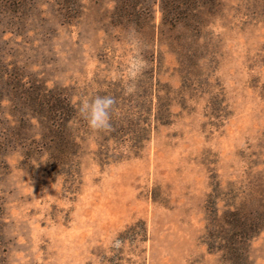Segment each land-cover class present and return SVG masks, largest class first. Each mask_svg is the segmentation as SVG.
Returning a JSON list of instances; mask_svg holds the SVG:
<instances>
[{"label":"rangeland","instance_id":"rangeland-1","mask_svg":"<svg viewBox=\"0 0 264 264\" xmlns=\"http://www.w3.org/2000/svg\"><path fill=\"white\" fill-rule=\"evenodd\" d=\"M8 2L4 64L24 82L66 88L71 102L110 95L111 118H141L149 131L137 155L127 137L102 142L123 152L104 157L78 115L80 155L63 168L41 142L26 153L23 139L10 140L0 158V263L228 264L208 247L210 234L230 237L227 223L212 227L213 208L264 215V0H216L199 24L175 28L161 25L157 0L154 36L119 24L116 0ZM156 81L160 95L172 91L166 124L153 121ZM244 249L264 264V227Z\"/></svg>","mask_w":264,"mask_h":264},{"label":"trees","instance_id":"trees-1","mask_svg":"<svg viewBox=\"0 0 264 264\" xmlns=\"http://www.w3.org/2000/svg\"><path fill=\"white\" fill-rule=\"evenodd\" d=\"M8 1L0 0L3 14ZM58 1L61 5L66 0ZM156 1L116 0L117 22L119 24L123 22L132 23L134 26L140 27L142 31L147 30L149 34L151 32L154 36L155 26L152 19V7ZM215 1L158 0L161 25L175 28L179 24H189L190 22L199 24L198 20H200L202 13L201 7L211 5ZM13 66L9 68L8 64H4L0 60V158L10 140L23 139L20 145L26 153L35 150V141L41 142L43 150L48 152L47 155L54 158L56 168H63L68 163H73V160L80 155V149L77 141L78 135L73 129L75 121L78 120V113L72 106L70 93L66 88L47 87L43 82H24L23 75L18 72V67L14 66L12 69ZM12 70L15 73L7 75ZM159 84V81H156L153 89L156 98L152 113L153 121L157 124H166L170 121L171 116L172 91L170 87H167L164 94L160 95L159 92L162 89H160ZM6 101L11 119L4 114L5 107H7L4 105ZM113 116L111 124L114 131L99 133L98 135L100 153L104 157L114 154L111 156L116 158L117 154L123 152L114 149L113 152L108 153L107 147H101L103 146L102 142H108L109 139L118 141L128 137L134 143V148L129 149V152L137 155L141 148L139 143L146 139L149 131L146 127H142L144 120L140 118L137 123L133 124L127 114H122L121 117ZM129 122L134 128L128 127ZM35 135L38 138H35ZM60 163L62 165H59ZM255 213L256 211L250 212L241 206L231 204L230 208L222 211V214L218 216V210L213 208L211 218L217 222H213L212 227L218 225L220 227V222L227 223L230 226V237L229 239L224 237V239L217 241L210 234L212 236L208 235V247L222 251V257L228 264H250L244 243L264 227V215L258 218Z\"/></svg>","mask_w":264,"mask_h":264},{"label":"clouds","instance_id":"clouds-1","mask_svg":"<svg viewBox=\"0 0 264 264\" xmlns=\"http://www.w3.org/2000/svg\"><path fill=\"white\" fill-rule=\"evenodd\" d=\"M115 99L110 95H94L76 97L72 106L87 128L95 134L107 133L112 130L111 112ZM117 246L119 241H116Z\"/></svg>","mask_w":264,"mask_h":264}]
</instances>
